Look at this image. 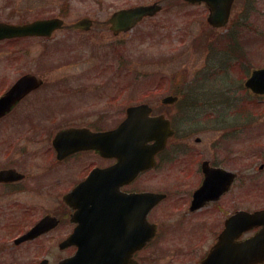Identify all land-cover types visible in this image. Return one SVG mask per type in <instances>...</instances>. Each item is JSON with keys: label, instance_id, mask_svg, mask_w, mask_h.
<instances>
[{"label": "flooded vegetation", "instance_id": "af4514ba", "mask_svg": "<svg viewBox=\"0 0 264 264\" xmlns=\"http://www.w3.org/2000/svg\"><path fill=\"white\" fill-rule=\"evenodd\" d=\"M99 3V9L104 10L100 15L87 14L69 19V9H66L60 10L56 15H38L32 20L22 19L17 23L0 21L13 25L49 19L62 22L49 35L3 39L0 44L22 45V41L35 40L56 44L53 46L56 51L63 49L60 39L63 41L70 36L85 34V37L89 35L91 39L95 32L99 35L98 41L101 38L108 39L102 46L100 42L94 45L96 67L93 70L91 67L85 75L73 74L72 84H67L69 80L66 79L58 80L50 83L49 89H46L48 84L43 78L27 72L18 76L5 91H0L1 96L27 74L42 81L38 88L22 98L9 113L0 117V264H60L67 259H71V264H91L93 251L100 247L102 254V249L110 240L117 241L121 253H128L131 241L138 238L139 195L143 192H155L151 190L149 175L159 162L165 161V153L164 156L162 153L156 156L155 168L143 170L115 189L108 186L107 182L110 180L106 178L103 179L101 192H96L97 187H94L87 189L92 190L89 194L82 191L80 193L77 192V187L94 170L105 172L109 166L118 162L117 158L108 156L107 139L94 136L121 124L131 106L147 105L150 109L149 117L151 108L153 114H165L163 111L154 113L151 91H147L146 99H141V102L124 105L120 77L130 59L128 45H123L124 36L135 34L138 30L135 39L143 41L163 33L180 34L187 29L189 7L201 9L205 22L208 11L203 3H189L187 0H99ZM136 8H147L136 21L118 15ZM116 24L119 26H113ZM127 25H131L130 28L123 30ZM202 26L207 30H214L207 22ZM20 50L24 56L23 49ZM108 69L113 74L107 75L104 72ZM147 81L145 79L139 84L137 79H131L127 91L136 92ZM43 90L46 93L44 96L28 99ZM40 99H43V105L38 103ZM64 101H67V105ZM25 103L29 105L24 107ZM189 105L190 101L187 99L185 106ZM190 106L196 108V105ZM113 108L122 116L120 121L111 125L109 112L112 113ZM12 124L26 129V136H13ZM237 125L242 129L240 135L244 137L239 145L240 151L242 148L247 156L244 166H240L235 157L237 154L233 153L235 150L231 148L232 140L227 141L219 155L215 153L208 158L196 157L197 170L194 175L179 179V182L184 183V193L178 196L168 189L164 192L165 199L154 207L168 201L172 222L166 225L167 228H161L160 222L152 218V208L147 214V221L155 231L154 236L142 250L130 253L127 264H141L142 255L146 251L149 253L157 237L158 241L159 237L163 240L166 237L184 238L186 248L179 246L175 252L178 254L184 251L187 256L195 258L193 264H200L205 259L210 264H245L237 258L243 254L245 243L262 230L263 224L251 218L232 221V217L238 213L264 210V203L249 206L253 184L251 178H255L256 182L252 191L264 195V123L253 122L251 115H245L242 123ZM67 129L70 132L64 131ZM58 134L62 138L56 140ZM256 136H260V139L254 141ZM233 138L234 134L231 133L228 139ZM146 144L151 145V140ZM191 158H194L193 155ZM256 160H260V164L255 171L252 165ZM191 162L193 161L189 163ZM204 170L217 172L218 177L213 181L211 192L213 196L193 208V192L204 183ZM70 194L73 195L68 197L67 203L65 198ZM180 198L183 199L182 202H179ZM98 200L100 209H95ZM79 221L85 223V226L77 233ZM66 239H69V243L60 248ZM216 247L217 252L213 253ZM160 252L161 250L158 253ZM149 260L150 264L156 263L153 258L152 261ZM247 262L264 264V245Z\"/></svg>", "mask_w": 264, "mask_h": 264}, {"label": "rangeland", "instance_id": "374dc122", "mask_svg": "<svg viewBox=\"0 0 264 264\" xmlns=\"http://www.w3.org/2000/svg\"><path fill=\"white\" fill-rule=\"evenodd\" d=\"M99 4V0H0V21L17 23L22 19L32 20L38 15H56L66 9H69V19L87 14L100 15L104 10L99 9ZM201 15V9L189 7L187 29L180 34L163 33L142 41L135 39L139 33L137 30L135 34H126L123 40V45H128L130 58L120 77L124 105L141 102V99H146L147 91H151L154 113L165 112L173 121L176 131L175 138L169 141L167 149L162 153V156L164 153L166 155L165 161L160 159L161 162L149 175L151 190L164 192L169 189L178 196L185 189L179 179L191 177L197 170L196 157L208 158L215 153L219 155L228 140H232L233 153L237 154L235 157L243 167L247 156L239 148L244 137L240 135L242 129L237 124L242 123L245 115H251L253 122L264 123V97H253L243 87L249 71L264 66V0H235L229 25L218 30L203 27L206 22ZM85 36H70L63 41L59 38L63 49L56 51L53 47L56 44L35 40L22 41V45L0 44V91H5L18 76L27 72L43 78L48 84L46 89H49L50 83L58 80L66 79L69 80L67 84H72L73 74L85 75L91 67L92 70L96 67L95 43L100 42L102 46L108 41L103 38L98 41L99 35L95 32L91 39L89 35ZM230 36L234 37L236 44L233 51L230 50ZM238 54L242 57L236 58ZM104 72L107 75L113 74L111 69ZM131 79H137L139 84L145 79L148 81L144 87L131 93L127 91ZM178 88H183L187 94L197 98L196 108L183 104L181 109L175 103L162 104V98L174 95L172 92ZM45 90L28 99L44 96ZM38 103L43 105V99ZM64 104L67 105V101ZM27 105L25 103L23 106ZM244 106L245 110L242 109ZM121 116L113 108L112 113L109 112V124L120 121ZM25 130L19 125L11 126L13 136L25 137ZM231 133L234 138L228 139ZM196 138H199L198 142ZM259 139L260 136H256L254 141ZM235 142L238 144L235 145ZM259 164L260 160H256L252 168L256 171ZM252 187L253 184L249 206L264 203V195L255 194ZM180 201L183 199L180 198ZM168 208L166 201L153 210L152 218L160 222L161 228H167L166 225L172 222ZM186 243L182 237H166L164 240L159 237V241L157 237L149 253L146 251L140 262L150 264L149 259L152 261L153 258L155 264H193L195 258L187 256L184 251L178 254L175 252L179 246L185 249Z\"/></svg>", "mask_w": 264, "mask_h": 264}, {"label": "water", "instance_id": "95a60500", "mask_svg": "<svg viewBox=\"0 0 264 264\" xmlns=\"http://www.w3.org/2000/svg\"><path fill=\"white\" fill-rule=\"evenodd\" d=\"M190 2H204L209 10L207 22L213 26L222 28L227 24L231 4L233 0H188ZM147 8H136L129 11L120 12L118 15H124L132 20L146 12ZM115 17H118L117 15ZM62 22L58 19L37 20L24 25H10L0 23V40L5 38L22 37L27 35H49L55 28L61 26ZM116 24L115 27H118ZM127 25L124 28H128ZM41 81L32 75H25L18 79L13 86L2 96H0V116L9 112L17 102L28 94L31 90L37 88ZM245 86L256 94L264 93V68L253 70L249 78L245 81ZM176 97L168 96L162 100L164 104H171ZM150 109L146 105L129 107L127 117L121 126L106 134L108 139V156L118 159L117 164L107 170V184L110 188H116L117 185L126 183L133 179L138 172L153 165V156L165 147L166 141L172 136L173 130L170 128V122L163 115L148 117ZM153 141L147 145V141ZM218 177V176H217ZM213 174L206 176L203 185L194 193L192 207L196 208L202 201L211 198L213 181L217 178ZM102 173L93 172L88 181L79 186L80 191L89 194L95 188L96 192H101L103 179ZM139 204V236L131 241L133 250L142 248L151 238V225L145 223V215L157 204L164 195L155 193H141ZM95 209H100V200L95 204ZM238 218H251L258 223L263 224V229L251 240L245 243L242 248L244 257L248 253L253 256L263 249L264 245V211L254 213H238ZM85 223L79 221L77 233H79ZM69 243L65 240L60 247L63 248ZM97 248L91 255V264H123L128 261V257H122L120 252L112 250L110 244L102 249ZM238 259V258H237ZM71 259H67L60 264H71Z\"/></svg>", "mask_w": 264, "mask_h": 264}, {"label": "trees", "instance_id": "16d2710c", "mask_svg": "<svg viewBox=\"0 0 264 264\" xmlns=\"http://www.w3.org/2000/svg\"><path fill=\"white\" fill-rule=\"evenodd\" d=\"M229 41H230V43H231V45H230V50L231 51H233L234 49H236V44H235V41H234V39L232 40L231 38H229ZM241 55L240 54H238V55H236V58H238V57H240ZM242 57V56H241ZM227 63H228V61H227ZM178 91H179V89H177Z\"/></svg>", "mask_w": 264, "mask_h": 264}]
</instances>
